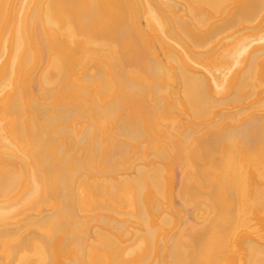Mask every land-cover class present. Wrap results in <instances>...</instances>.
Wrapping results in <instances>:
<instances>
[{
  "label": "bare ground",
  "instance_id": "6f19581e",
  "mask_svg": "<svg viewBox=\"0 0 264 264\" xmlns=\"http://www.w3.org/2000/svg\"><path fill=\"white\" fill-rule=\"evenodd\" d=\"M0 264H264V0H0Z\"/></svg>",
  "mask_w": 264,
  "mask_h": 264
}]
</instances>
